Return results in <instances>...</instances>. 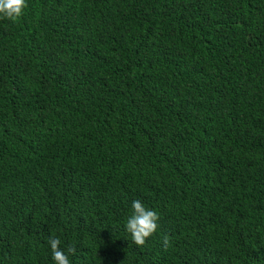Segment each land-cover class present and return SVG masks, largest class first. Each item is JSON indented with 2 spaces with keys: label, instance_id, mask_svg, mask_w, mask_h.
<instances>
[{
  "label": "trees",
  "instance_id": "1",
  "mask_svg": "<svg viewBox=\"0 0 264 264\" xmlns=\"http://www.w3.org/2000/svg\"><path fill=\"white\" fill-rule=\"evenodd\" d=\"M50 237L72 264H264V0L0 18V264H53Z\"/></svg>",
  "mask_w": 264,
  "mask_h": 264
},
{
  "label": "clouds",
  "instance_id": "2",
  "mask_svg": "<svg viewBox=\"0 0 264 264\" xmlns=\"http://www.w3.org/2000/svg\"><path fill=\"white\" fill-rule=\"evenodd\" d=\"M27 0H0V18L16 21L25 11ZM159 213L148 207L143 201L135 199L130 206L124 228L137 245H143L158 228ZM59 237H50L48 244L51 250L53 264H72L70 253L75 251L69 247L67 250L61 247Z\"/></svg>",
  "mask_w": 264,
  "mask_h": 264
}]
</instances>
